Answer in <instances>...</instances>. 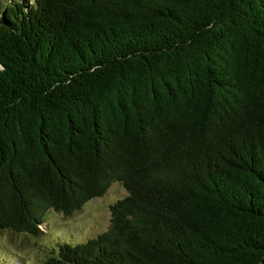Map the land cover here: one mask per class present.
<instances>
[{
	"label": "trees",
	"instance_id": "trees-1",
	"mask_svg": "<svg viewBox=\"0 0 264 264\" xmlns=\"http://www.w3.org/2000/svg\"><path fill=\"white\" fill-rule=\"evenodd\" d=\"M115 182L44 264H264V0L0 3V232Z\"/></svg>",
	"mask_w": 264,
	"mask_h": 264
},
{
	"label": "rangeland",
	"instance_id": "rangeland-1",
	"mask_svg": "<svg viewBox=\"0 0 264 264\" xmlns=\"http://www.w3.org/2000/svg\"><path fill=\"white\" fill-rule=\"evenodd\" d=\"M6 1L0 0V3L5 5ZM126 194L121 184L115 182L102 196L88 200L70 216L50 209L39 226L41 233L37 236L1 231L0 264H44L56 254L60 243L76 244L95 237L109 226V206Z\"/></svg>",
	"mask_w": 264,
	"mask_h": 264
}]
</instances>
